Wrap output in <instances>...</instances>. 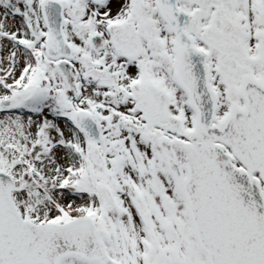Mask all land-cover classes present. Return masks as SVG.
<instances>
[{
    "label": "snow or ice",
    "instance_id": "1",
    "mask_svg": "<svg viewBox=\"0 0 264 264\" xmlns=\"http://www.w3.org/2000/svg\"><path fill=\"white\" fill-rule=\"evenodd\" d=\"M0 264H264V0H0Z\"/></svg>",
    "mask_w": 264,
    "mask_h": 264
}]
</instances>
